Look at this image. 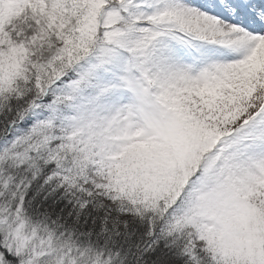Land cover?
<instances>
[{"label":"snow or ice","instance_id":"1","mask_svg":"<svg viewBox=\"0 0 264 264\" xmlns=\"http://www.w3.org/2000/svg\"><path fill=\"white\" fill-rule=\"evenodd\" d=\"M0 264H264V0H0Z\"/></svg>","mask_w":264,"mask_h":264}]
</instances>
